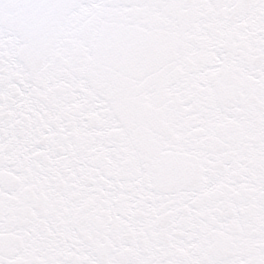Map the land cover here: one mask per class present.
Returning <instances> with one entry per match:
<instances>
[{
	"label": "snow or ice",
	"instance_id": "1",
	"mask_svg": "<svg viewBox=\"0 0 264 264\" xmlns=\"http://www.w3.org/2000/svg\"><path fill=\"white\" fill-rule=\"evenodd\" d=\"M0 264H264V0H0Z\"/></svg>",
	"mask_w": 264,
	"mask_h": 264
}]
</instances>
